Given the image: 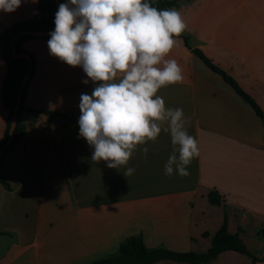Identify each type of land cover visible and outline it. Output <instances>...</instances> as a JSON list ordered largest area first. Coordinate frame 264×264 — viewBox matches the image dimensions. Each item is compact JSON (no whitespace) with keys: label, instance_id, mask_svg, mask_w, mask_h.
<instances>
[{"label":"crops","instance_id":"crops-1","mask_svg":"<svg viewBox=\"0 0 264 264\" xmlns=\"http://www.w3.org/2000/svg\"><path fill=\"white\" fill-rule=\"evenodd\" d=\"M154 1V0H153ZM70 3V0H61ZM37 0H22L14 12L0 11V32L33 16ZM189 45L199 47L230 74L264 111V0H180ZM169 9V8H167ZM167 59L183 69L182 82L159 90L166 108H182L196 137L199 157L188 176L164 175L172 144L161 132L138 146L127 166L92 161L94 149L79 136L78 122L40 112H20L25 131L0 161V264H87L117 252L130 235L147 247L204 251L224 217L254 252L264 254V125L251 106L209 69L180 37ZM34 59L24 104L79 120L81 94L97 84L81 67L50 55L48 40L26 39ZM6 62L0 52V95ZM7 109L0 97V139ZM148 147L147 158L140 150ZM127 167L135 172L125 177ZM217 190L219 205L207 194ZM261 230V233H259ZM208 235L204 236L203 233ZM154 264H188L160 260ZM207 264H251L233 250ZM256 264H264V261Z\"/></svg>","mask_w":264,"mask_h":264},{"label":"clouds","instance_id":"clouds-1","mask_svg":"<svg viewBox=\"0 0 264 264\" xmlns=\"http://www.w3.org/2000/svg\"><path fill=\"white\" fill-rule=\"evenodd\" d=\"M22 0H0L11 13ZM50 55L73 68L81 67L97 84L81 94L79 136L94 149L92 161L108 168L127 166L138 146L170 134L172 154L164 175L188 176L199 157L196 137L189 134L182 108H166L160 89L183 81V69L167 59L186 29L176 8L158 9L149 0H70L59 5ZM147 158L148 147L140 149ZM135 172L127 167L124 176Z\"/></svg>","mask_w":264,"mask_h":264},{"label":"trees","instance_id":"trees-1","mask_svg":"<svg viewBox=\"0 0 264 264\" xmlns=\"http://www.w3.org/2000/svg\"><path fill=\"white\" fill-rule=\"evenodd\" d=\"M179 1L180 0H149L153 7L161 10L175 6ZM60 4L61 0H59L58 8ZM55 11V0H37V8L32 17L16 21L11 25L4 27L0 32V52L6 62V74L2 82L0 97L8 111L5 128L0 139V161L3 155L9 149L13 148L25 131V124L20 118V112L22 110L26 109L28 111L44 113L49 117L60 115L74 122H78L77 119L72 118L68 114L54 110L32 108L24 104L26 89L34 70V59L30 53L23 49L22 44L29 38L41 37L49 41L51 37L50 35L35 36L24 34L19 35L14 41L12 39L16 34L23 30L46 31L51 29L55 20ZM179 37L182 38L185 46L189 48L193 54H195L209 69L219 74L221 78L251 106L264 125V111L256 100L243 90L230 74L215 64L199 47H191L189 45V35L182 33ZM12 49H14L16 53H27L31 57L32 68L30 76L21 93L17 122L13 131L11 143L8 147H5L6 138L11 125L12 113L17 99V92L22 78L30 67V63L26 58L13 56ZM0 182L5 189L12 190L11 185L1 176ZM207 198L210 203L215 205H219L222 202V196L217 190L209 191ZM7 233L8 232L0 231V234ZM259 233H261V230H259ZM203 235L207 236L208 233L204 232ZM226 250H233L248 256L251 260V264L264 261V254L261 256L255 255L238 233H230L228 231L227 219L224 217L221 226L211 236L209 247L204 251H176L166 248L165 246L147 247L143 242L142 235L136 234L126 237L120 243L117 252L92 259L87 264H154L160 260H171L188 264H207L214 260L221 252Z\"/></svg>","mask_w":264,"mask_h":264},{"label":"water","instance_id":"water-1","mask_svg":"<svg viewBox=\"0 0 264 264\" xmlns=\"http://www.w3.org/2000/svg\"><path fill=\"white\" fill-rule=\"evenodd\" d=\"M55 3H56V11H55V14H56V12L58 11L59 0H55ZM54 30H55V23L53 24L51 29L46 30V31L23 30V31L19 32L18 34H16L13 37L12 40L14 41L19 35H24V34L35 35V36L50 35V33L53 32ZM12 55L16 56V57L26 58L29 61V63H30V67L27 70V72L25 73L24 77L22 78L20 87H19L18 92H17V99H16V103H15V106H14V109H13L12 118H11V125H10L9 132H8V135H7V138H6L5 147H8L10 145V143H11V138H12V135H13V131H14V128H15V125H16V122H17V113H18V107H19V103H20L21 93L23 91V88H24V86L26 84L27 79L30 76V71H31V68H32L31 57L27 53H16L14 51V49H12Z\"/></svg>","mask_w":264,"mask_h":264},{"label":"rangeland","instance_id":"rangeland-1","mask_svg":"<svg viewBox=\"0 0 264 264\" xmlns=\"http://www.w3.org/2000/svg\"><path fill=\"white\" fill-rule=\"evenodd\" d=\"M170 8H173V7H170ZM2 245V241L0 240V250L2 249L1 246ZM255 252L257 253V255L259 254H262L263 253V251H262V249L261 248H257V249H255Z\"/></svg>","mask_w":264,"mask_h":264}]
</instances>
